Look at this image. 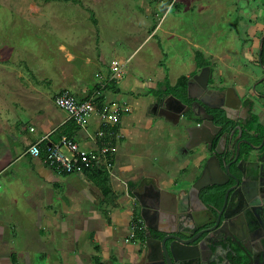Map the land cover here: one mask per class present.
Instances as JSON below:
<instances>
[{"label": "crops", "instance_id": "crops-1", "mask_svg": "<svg viewBox=\"0 0 264 264\" xmlns=\"http://www.w3.org/2000/svg\"><path fill=\"white\" fill-rule=\"evenodd\" d=\"M173 1L166 4L165 0H159L158 4L164 6V9L160 13H152L154 21L150 22L152 24L149 27L137 22L138 28L134 35L137 37L138 32L146 34L143 38L139 37L141 41L137 39L136 44L120 40L121 44L115 41L110 48L104 47L98 43L103 39L99 34L95 45L86 41L84 52L79 48L84 43L83 36L73 26V20H62L58 29L62 30L63 36L57 50L51 52L58 59H49L43 63L42 68L28 66L33 80L17 79L14 83L0 80V187L3 189H0V264H31L35 255H40L43 264H142L146 244L143 226H151L146 214L153 215L155 212V215L161 213L164 216L168 211L159 206L162 200L175 201L180 194H190L191 186L203 175L207 160L213 152L205 142L188 148L190 135L188 131H184L178 138L182 143L176 141L177 150L166 154L169 163L163 160L157 164V157L164 153L160 150V134L148 131L155 118H164L161 108L166 96L170 94L167 93V84L180 92V78L185 76L188 80L193 79L194 74L200 72L203 66H199L196 58H193L189 69L178 73L173 80L166 73L161 75L162 71L170 70V67L168 63L163 66L160 61L161 66L157 68L159 73L154 70L151 74L156 80L149 84L144 83L147 80L134 84L128 78L135 53L148 43V39H157L156 32L160 29L164 39L165 34H169L179 40L183 39L187 46H194L193 57L196 50H201L204 58L212 61L209 55L210 44L201 43L209 36L203 32L193 35V28L186 20L182 19L180 24L174 21L167 28H162L169 8L172 10L176 5ZM149 7L145 9L149 11ZM95 18L94 23L98 24V17ZM46 27L44 26L46 35L58 33L55 30L48 31ZM262 35L257 37L255 32H249L241 49L244 50L242 53L244 52L245 59L260 65L261 72L253 71L246 64L237 67L238 64L231 59L234 54L227 50V46L224 51L221 45L220 52L231 63L220 68L232 73L223 81H215L213 67L216 65L213 61L208 65L212 70L210 86L219 90L234 87L244 100L239 112L242 114L246 111L247 118L257 115V123L264 126V65L259 53ZM158 44L156 42L153 46L159 48ZM178 44L180 41L177 42L176 49L180 47ZM234 47L228 46L230 50ZM115 59L119 60L121 71H116L113 75L112 64ZM221 62L222 58L217 64ZM84 66L95 70L94 76L97 79L92 84L87 83L83 77ZM1 68L8 71L10 67L1 65ZM100 74L104 77L101 78ZM27 82L30 85L26 86ZM251 83L254 86L250 87ZM122 88L131 90L136 96L143 95V101L136 99L135 102H124L112 99ZM255 88L258 89L256 94L253 92ZM65 90L79 99L97 92L100 108L119 107L121 111L120 121L108 129V138L114 139L118 148L113 160L115 169L113 167L112 172H108L112 188L109 194H105L103 185L89 172L91 169L80 173L61 172L49 166L43 159L44 155L38 157L27 151L29 146L42 137L43 150L60 140L62 135L74 138L88 149L96 148L101 142L100 138H96L101 124L97 113L92 114L86 124L82 125L69 119L68 113L56 105L55 97ZM14 104L20 111L14 113L10 108ZM142 104L144 110L140 111ZM123 107L127 109L122 110ZM194 122L195 120L187 121L188 127ZM134 131L139 136L145 134L146 138L138 141L139 146L134 149L135 155H131V149L121 154L119 143L131 139L130 132ZM237 136L236 129L235 137ZM146 139L153 145L150 150L158 155L155 157L156 161L148 157L151 164L143 160L148 155L146 145H150L146 143ZM136 156L138 162L134 163ZM28 199L34 202L29 205ZM35 206L40 210L37 214V228L30 225L28 220H23L29 218L28 209ZM201 213L205 215L203 210ZM157 216L154 221L158 224L168 221L167 217L164 219ZM22 228L31 231L29 235H33L20 234L19 230ZM19 247L23 249L17 250ZM41 248L43 251H40Z\"/></svg>", "mask_w": 264, "mask_h": 264}, {"label": "rangeland", "instance_id": "rangeland-1", "mask_svg": "<svg viewBox=\"0 0 264 264\" xmlns=\"http://www.w3.org/2000/svg\"><path fill=\"white\" fill-rule=\"evenodd\" d=\"M165 1L166 4L170 2V0ZM173 2H176V5L173 6L172 10L169 8L168 16L162 28H167L174 21H178L180 24V21L184 19L193 28V35L197 36L202 32L206 36L208 35L207 40L204 38L201 43L205 45L206 42L211 46L209 49L211 54L209 55L216 65L213 67L216 74L214 76L215 81H223L228 78L229 73H232L220 68L231 63V60L224 57V54L221 53L222 50H220L224 48L223 50L226 51V46L227 50L234 54L231 59L234 60L235 64H238L237 67L246 64L253 71L261 72L260 65H255L245 59L244 52L242 53L244 50L241 51V49H243V43L249 32H255L256 36L259 37L264 31V0H174ZM158 3L159 0H0V80H9L7 82L12 83L17 82V79L18 81L22 79L33 80L34 77L28 66L42 68L43 63L49 59H58L51 52L57 50L59 40L63 36L62 30L58 29L62 20H73V26L83 36L84 43L79 48L84 52L86 51V41L88 44L95 45V40L99 34L103 39L98 43L103 44L104 47L110 48L115 41L121 44L120 40L135 42L136 44L138 43L137 39L140 40L139 37L143 38L146 34L138 32L137 37L134 35L138 28L137 22L140 21L146 28L149 27L152 24L150 22L154 21L152 13H160L164 9V6L162 7ZM150 5L151 7H149ZM91 6L94 7V10ZM146 7H149L150 10H146ZM95 17H98V24L94 23L96 21ZM44 26H47L48 31L55 30L58 33L53 34V36L46 35ZM156 34L157 39H148V43L135 53L132 61L133 65L130 68L131 75L128 77L131 83L138 84L143 80H147L144 83L149 84L156 80L155 76L159 74H155V78L151 74L154 70L159 73L157 68L161 66L160 61L163 62V66L168 63L170 67V70L162 71L161 75L164 76L166 73L173 80L178 73L188 70L192 65L191 62L195 58L193 57L194 46H187L183 39L179 40L176 36L166 35L165 33L166 39H164L162 29L157 31ZM178 41H180V44H178V47H180L176 49ZM156 42L159 43V48L153 46ZM220 45L221 48H219ZM228 46L235 47L230 50ZM90 48L92 49V46ZM175 49L182 51V53L176 52ZM239 52L243 55H240ZM221 58L224 65L222 62L217 64L221 61ZM1 65L10 68L12 66L13 70L10 71L9 68L8 71H3ZM82 71L85 73L83 77L87 83L92 84L97 79L94 76L95 70L84 66ZM25 85H30V82L25 83ZM249 85L250 87L251 85L254 86L252 83ZM257 91L258 89H253L255 94ZM11 97L14 96L11 95ZM112 97V99L124 102H135L136 99L143 101V95L136 96L131 90H124V88ZM143 107L142 104L139 108L140 111L144 110ZM10 108L14 113L20 111L16 104ZM163 116L164 118H155L148 131L153 134H156L157 131L160 134V150L164 153L158 158V155L150 150L153 145L146 139V143L148 142L150 145L145 143L148 147V155L143 160L148 164L152 163L148 157L152 158L153 161H156L155 157H157V164H160L163 160L166 161L165 163H169L166 154L172 153L175 149L177 150L176 141L183 135L184 131H187V121L182 120L175 123L167 120L165 115ZM142 132L146 133L147 131ZM138 136L135 131L134 133L130 132L131 139H125L119 143V152L125 154L128 152L127 150L131 149L129 150L131 155H135L134 149L138 148V141L146 138L145 134ZM178 142L182 143L180 139ZM137 162L138 158L136 156L134 163ZM0 189H2V186ZM27 201L29 205L34 202H30V199ZM28 211L30 213L29 218L23 220H28L27 222L30 225L37 228L39 208L35 206V208H29ZM19 232L20 234L24 233V236H26L31 231L22 228ZM31 235L33 233L29 236ZM16 249L21 251L23 247ZM36 249L38 250V248ZM41 250L43 251V248ZM32 261L31 264H43L40 255H35Z\"/></svg>", "mask_w": 264, "mask_h": 264}, {"label": "water", "instance_id": "water-1", "mask_svg": "<svg viewBox=\"0 0 264 264\" xmlns=\"http://www.w3.org/2000/svg\"><path fill=\"white\" fill-rule=\"evenodd\" d=\"M263 40L264 32L260 40V57ZM211 77V67L205 65L202 67L201 71L194 74V78L190 79L187 83V93L190 98L195 99L196 103V107L195 105L193 106L194 118L192 119L200 120L197 124H193L189 127L187 126V131L190 135L187 147L190 148L201 142H205L208 148L213 151L212 156L207 160V168L204 170L203 175L193 184L190 194H194L198 203L205 208L207 204L200 197V190L202 188L210 186L212 188L214 184H226L231 183V181H233V183L227 188L224 204L219 211L217 210L218 213L214 216H210V214L205 216L206 219H209L208 222L210 226L203 228L197 237L190 238L191 233L185 231L184 228H179L180 233H176L175 230H173V232L163 236L161 239H156L154 241L148 240L150 251L148 252V262L146 264H201V259L206 255L205 249L210 247L213 251V247H218L219 245L218 241L220 239L216 236V232L221 228V223H226V221L231 219L230 217L233 214L240 212L244 208L242 203L245 201H249L248 204L245 205V207L248 206V208L243 210L244 212H242V215L246 219H250L254 212L264 225V211H262V209L258 210L257 206H255L254 202L250 199L251 191L257 186L251 179L252 169L250 166L254 165L256 162H254L250 150L242 147V143L244 142L254 149L261 148L262 144L256 146L248 138L241 137L243 128L240 125H235V122L238 120L239 110L242 108L244 101L236 92V89L232 86L224 90L209 87ZM207 106L221 109L224 116L229 121H233L231 127L227 131L224 133L221 132L223 126L217 123L214 114L207 109ZM183 107H186L185 112H187L192 106L186 104L181 97L170 93L163 102L161 113L170 121L177 123L180 122L179 120ZM196 108H198V111ZM236 129L239 131L238 136L240 139L235 137ZM215 140L218 141L216 146L213 144ZM215 167H217V170ZM219 171L225 174L227 178L225 182L218 180L207 181L209 173L210 175H215V173L217 174ZM229 197H231V199H229ZM232 199L234 200L233 203H231ZM227 203L231 205V209H234L233 213L227 212ZM249 204H251L252 210L249 208ZM176 205L181 206L176 200L173 201L168 199H163L162 203L159 204V206L167 211L169 210L171 213V217L169 218L171 223L182 225L184 219H186L185 215L187 212L185 214V211H188L190 206L179 210L175 209ZM205 217L200 219L195 216L194 221L200 224L199 226L205 225ZM241 222L243 223L244 221ZM232 223L233 222L230 221V225L233 227ZM245 224H248L246 220ZM171 227L175 226L172 225ZM250 234L251 233H249V236ZM251 236L252 239L259 237L253 234H251ZM261 242H263L262 244L264 245V235L261 238ZM227 246L231 248L229 244ZM253 251L251 250L245 253L246 257L249 259V262H246V264H264L263 260L260 258L261 254L255 250Z\"/></svg>", "mask_w": 264, "mask_h": 264}, {"label": "flooded vegetation", "instance_id": "flooded-vegetation-1", "mask_svg": "<svg viewBox=\"0 0 264 264\" xmlns=\"http://www.w3.org/2000/svg\"><path fill=\"white\" fill-rule=\"evenodd\" d=\"M209 87L211 86L209 85ZM183 100L186 104L192 107L187 112H185L186 107H183L179 121L180 122L182 120L194 121V119L192 118H194L193 117L194 115L193 106L195 105L196 107L195 99L190 98L187 93L186 98H184ZM207 109L211 113L214 114V117L217 123L223 126L222 131H221L222 133H224L231 127L232 122H233L232 120L228 121L227 124L225 123L223 124L220 121L221 117H220L219 112L221 111V109L210 108V107H208ZM155 110L157 109L155 108ZM196 110L198 111V108H196ZM239 113H238V118H237L238 120L237 122H235L236 123L235 125L242 126L243 134L241 137L248 138L256 146H260L262 144L261 148L254 149L244 142L242 143V147L250 150L253 160L254 162H256L254 163V165L250 166L252 169L251 179L257 184L256 188H254V190L251 191L250 193L251 194L250 199L251 201L254 202L255 206H257L258 210L262 209V211H264V141H263L264 131L261 132L260 130H258L257 125L255 128L250 129L249 127L250 118L249 117L247 118L246 111H243L242 114L241 113L239 114ZM240 118H242L241 121H239ZM198 122H200V120L195 119L194 124H197ZM238 134H239V131H238ZM246 134H249V135H246ZM237 137L238 139H240L239 136ZM217 142L218 141L215 140L213 144L216 146ZM226 179L227 178L225 177V174L220 171L217 174L215 173V175H210L209 173V176L207 177V181H215V180L217 181L218 180V181L225 182ZM231 183H233V181H231ZM231 183L214 184L212 188L211 186L207 188H202L200 190V197L207 204V207L205 208L203 207V205L198 203V201L194 197L195 196L194 194H186L185 196H183V194H180L176 202L180 203L181 206L176 205L175 209L181 210L184 207L190 206L189 210L185 211V214L187 212V214L185 215L186 219H184L182 225H177V223H174L175 224L174 225L173 223L169 221V218L171 217V213L169 212V210L167 213H165L164 216L161 215V213L157 214L160 217H163L164 219L167 217V220H168V221H165V223H159V224L156 223V221H154V219L158 217L157 215H155V212L153 213V215H149V213H147L146 217H148V222L151 224V226H148V227L146 225L143 226L144 232H145L144 237L146 238L145 239L146 244L144 247L145 259L142 262V264H146L148 262V252L150 251L148 240L154 241L156 239H161L163 236L168 235L171 232H173V230H175L176 233H180L179 228L180 229L184 228L185 231L191 233L190 238H195L201 233V230L203 228L209 227L210 226V223L208 222L209 219L208 218L206 219L205 216L208 214H210V216H214L222 208L224 201H225V197H226V194H225L226 190ZM215 186H220L221 190L223 189L224 191L223 194H219V195L211 194L212 192H214V190H216ZM192 187L193 186H191L190 190L192 189ZM229 199H231V197H229ZM233 201L234 200L232 199L231 203H233ZM248 202L249 201H245L242 203L244 208L240 211L241 213L238 212L236 214H233L230 217L231 219L226 221V223L225 222L221 223L222 224L221 228L216 232V236L219 237L220 239V240L218 239L219 245L218 247H213V251L210 249V247L205 249L206 255L204 258L201 259L202 260L201 264H235V263L240 264V262L241 264H246V262H249V259L246 257L245 253H248L251 250L252 251L255 250L259 252V254H261L260 258L264 262V245L262 244L263 242H261V238L264 235V225L262 224L260 218L254 212L252 213L253 216L250 219H246L242 215V212H244L243 210H245V208H248V206L245 207V205H247ZM249 208L252 210L251 204H249ZM207 209H210V210H207ZM226 209H227V212L229 213H233L234 211V209L233 208L231 209V205H229L228 203H227ZM201 210L205 212V215H202L203 212L201 213ZM188 212H191V213H188ZM195 216L196 218H200V219H202V217H205L204 222L206 224L199 226L200 224L194 221ZM245 220L247 221L248 224H245ZM230 221L233 222L232 223L233 227L230 225ZM241 221H244V222L242 223ZM172 225L175 227H171ZM172 228H176V229H172ZM249 233L253 235H258L259 237L256 239H252V236L251 234L249 236ZM228 244L230 245L231 248H228L227 246Z\"/></svg>", "mask_w": 264, "mask_h": 264}, {"label": "built area", "instance_id": "built-area-1", "mask_svg": "<svg viewBox=\"0 0 264 264\" xmlns=\"http://www.w3.org/2000/svg\"><path fill=\"white\" fill-rule=\"evenodd\" d=\"M112 70L113 75L116 71H121L119 60L113 61ZM99 76L104 77L101 74ZM55 103L68 113L69 119H74L82 125L86 124L85 122L92 114L97 113L101 124L96 132V138H100L101 142L96 148L88 149L81 146L74 138L62 135L60 140L49 144L43 150L41 142L44 137H42L29 146L27 151L38 157L44 155V161L61 172L80 173L93 168L112 172L113 160L118 148L114 141L108 138V129L120 121L121 111L119 107L104 106L100 108L97 92H94L90 97L79 99L69 90L58 94L55 97ZM126 109V107L122 108V110Z\"/></svg>", "mask_w": 264, "mask_h": 264}, {"label": "trees", "instance_id": "trees-1", "mask_svg": "<svg viewBox=\"0 0 264 264\" xmlns=\"http://www.w3.org/2000/svg\"><path fill=\"white\" fill-rule=\"evenodd\" d=\"M262 34H263V32H262ZM195 58H196V61H197L199 66L208 65L211 63L210 60L204 58V53L201 50H196ZM261 62L264 65V40H263L262 51H261ZM179 81H180L179 84L182 85L181 91L178 92L174 87L167 84V93H173L174 95L184 99V98H186L185 91H186V86L188 83V78L185 76H182ZM99 106H100V104H99ZM219 113H220V117H221L220 121L223 124L224 123L227 124V122L229 120L224 116L223 111L221 110ZM257 121H258V116L253 114L249 120L250 129L255 128L257 125L258 130H260L261 132L264 131V126L260 123H257ZM246 135H249V134H246ZM91 170L92 171H89V172H91L93 177H95L97 179V181L101 185H103V187H104L103 189H104L105 194H109L112 191V188L110 186V178H109L108 172L103 171L102 169H96V168H93ZM215 189L216 190H214V192H212V194H218L219 195V194H223V192H224L223 189L221 190L220 186H215Z\"/></svg>", "mask_w": 264, "mask_h": 264}]
</instances>
